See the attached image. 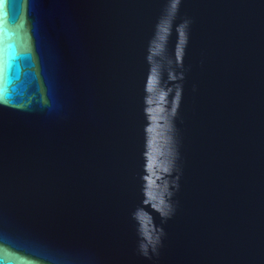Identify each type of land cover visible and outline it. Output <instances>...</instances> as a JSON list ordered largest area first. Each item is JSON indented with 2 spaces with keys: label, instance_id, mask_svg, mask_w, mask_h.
Listing matches in <instances>:
<instances>
[{
  "label": "water",
  "instance_id": "obj_1",
  "mask_svg": "<svg viewBox=\"0 0 264 264\" xmlns=\"http://www.w3.org/2000/svg\"><path fill=\"white\" fill-rule=\"evenodd\" d=\"M0 264H264V0H0Z\"/></svg>",
  "mask_w": 264,
  "mask_h": 264
}]
</instances>
